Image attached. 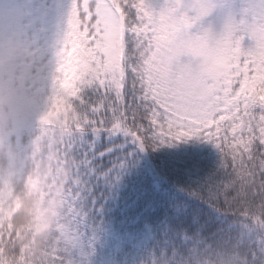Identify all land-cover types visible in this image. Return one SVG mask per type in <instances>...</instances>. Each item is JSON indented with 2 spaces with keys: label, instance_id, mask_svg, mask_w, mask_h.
I'll return each instance as SVG.
<instances>
[{
  "label": "snow or ice",
  "instance_id": "obj_1",
  "mask_svg": "<svg viewBox=\"0 0 264 264\" xmlns=\"http://www.w3.org/2000/svg\"><path fill=\"white\" fill-rule=\"evenodd\" d=\"M212 7L211 0H70L52 79L58 86L76 66L70 99L83 122L60 220L67 237L57 233L52 264H73L87 235L82 177L100 137L124 136L143 149L198 136L217 148L222 175L208 196L224 220L208 248L186 250L193 264L236 241L228 215L239 227L264 229V0H253L218 36L194 27Z\"/></svg>",
  "mask_w": 264,
  "mask_h": 264
},
{
  "label": "trees",
  "instance_id": "obj_2",
  "mask_svg": "<svg viewBox=\"0 0 264 264\" xmlns=\"http://www.w3.org/2000/svg\"><path fill=\"white\" fill-rule=\"evenodd\" d=\"M35 2L39 11L29 13L28 21L40 24L47 35L58 34L70 0ZM5 77L0 65V79ZM10 85L14 88L8 81L0 84V134L14 144L16 168L21 169L26 158L49 152L74 179L77 160L71 145L78 138L83 120L70 95L64 93L61 83L57 86L49 80L44 93L33 92L38 108L34 112L33 103L27 100L33 90L25 89L27 101L18 104L15 95L9 94ZM220 164L217 148L202 143L198 136L158 142L143 149L124 136L98 138L82 177L86 225L81 231L87 235L81 245L111 230L118 233L120 242L108 251L112 264H193L186 250L196 253L208 248L206 239L224 220V214L208 196L221 178ZM64 186L68 190L69 184ZM229 221L235 222L236 241L195 264H264V229L254 223L239 227L241 222L231 215L225 223ZM144 225L151 239L144 248H133L127 243L128 234ZM34 229L29 212L22 211L12 218L0 235V260L17 263L21 241L25 247L30 244ZM39 255L35 240L32 264H44Z\"/></svg>",
  "mask_w": 264,
  "mask_h": 264
},
{
  "label": "rangeland",
  "instance_id": "obj_3",
  "mask_svg": "<svg viewBox=\"0 0 264 264\" xmlns=\"http://www.w3.org/2000/svg\"><path fill=\"white\" fill-rule=\"evenodd\" d=\"M155 6L159 0H150ZM253 0H211L212 10L207 16L196 22L198 31L207 30L210 36H218L229 20H239ZM35 0H0V65L3 67V81L11 82L14 88L7 86L9 94H14L18 104L27 100L33 103L37 112V89L45 90L47 79L53 81L55 74L58 34L47 35L37 22L28 21L29 13L39 11ZM249 41L243 40V47ZM186 58H182L184 60ZM74 65L65 69V78L61 81L65 94L73 92ZM70 73V74H68ZM0 79V84L3 83ZM5 87H3L4 89ZM25 89L33 90L24 99ZM201 138V137H200ZM202 139V143H213ZM181 140V139H180ZM215 147V146H214ZM32 155V154H31ZM73 180L66 173L62 162L55 160L49 152H42L36 158L23 160L22 168L15 164V147L9 138L0 134V235L20 212H29L35 227L30 244L26 247L21 241L15 264H32L31 254L38 240L39 258L44 264H52V250L56 239L67 237L66 229L60 223L65 212L67 189ZM79 248L73 250V264H112L113 257L108 254L120 244L117 232L105 231L101 236L90 237ZM151 238L147 226L128 234V242L133 248H142ZM0 264H11L0 260Z\"/></svg>",
  "mask_w": 264,
  "mask_h": 264
}]
</instances>
